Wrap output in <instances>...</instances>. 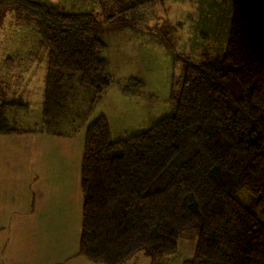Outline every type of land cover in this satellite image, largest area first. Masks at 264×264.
Here are the masks:
<instances>
[{"label":"trees","instance_id":"trees-1","mask_svg":"<svg viewBox=\"0 0 264 264\" xmlns=\"http://www.w3.org/2000/svg\"><path fill=\"white\" fill-rule=\"evenodd\" d=\"M60 3L0 0V10L12 6L38 26L47 49L44 116L70 117L76 94L79 104L88 101L85 121L112 83L101 54L107 41L93 13ZM232 7L225 48L184 67L175 113L117 139L104 113L87 122L80 252L88 258L120 264L142 251L171 255L180 233L200 224L193 256L181 264H264V0ZM4 114L0 108V133L26 131ZM240 188L252 205L237 197Z\"/></svg>","mask_w":264,"mask_h":264},{"label":"crops","instance_id":"crops-1","mask_svg":"<svg viewBox=\"0 0 264 264\" xmlns=\"http://www.w3.org/2000/svg\"><path fill=\"white\" fill-rule=\"evenodd\" d=\"M131 1L142 0H128V3ZM141 6L140 3L137 9ZM110 16L115 23L127 19L126 15ZM0 22V35L3 34L0 36V108L5 112L4 117L10 122L9 112L22 109L29 112L35 108L40 116L34 122L48 124L47 129L28 124L23 128L26 131L0 133V228L5 227L0 235L6 240L4 253L8 264H104L80 252L83 221L81 165L91 114L68 131L53 128L74 120L71 116L64 118L65 121H62L63 116L54 119L44 116L47 49L41 43L38 26L33 19H20L12 6L0 10ZM107 24L111 25L110 22ZM145 27L157 31L153 25ZM123 77L126 75L120 79ZM122 85L112 81L102 98L106 102L100 113L110 116L119 111L121 120L140 118L138 121H141L143 114L140 117L133 115L129 107L134 98L131 100L127 93L120 92ZM15 97L26 102V108L10 103ZM110 101L112 106L108 104ZM4 103L5 107L2 106ZM35 104L37 107H33ZM136 122L132 121L133 125ZM113 135L112 132L114 138ZM133 257L136 264L175 263L169 255H152L144 251L120 264H132Z\"/></svg>","mask_w":264,"mask_h":264},{"label":"rangeland","instance_id":"rangeland-1","mask_svg":"<svg viewBox=\"0 0 264 264\" xmlns=\"http://www.w3.org/2000/svg\"><path fill=\"white\" fill-rule=\"evenodd\" d=\"M140 3L143 6L138 10ZM59 7L73 12H90L96 16L99 35L107 40L101 54L109 61L108 71L113 77L112 81L123 83L120 92L127 93L131 100L134 98L129 107L133 115L140 117L143 114L141 121H138L140 118L132 120L130 117L131 121L121 120L119 111L110 116L105 114L109 123L113 124L111 131L116 139L143 131L161 117L175 113L183 84L184 67L190 61L201 60L206 53L216 54L225 48L233 12L232 0H142L131 1V4L128 0H63ZM110 15H126L127 19L115 23ZM102 19H107L111 25L106 23L101 27ZM12 23L8 24L7 30ZM125 23L132 28H127L128 24ZM147 25H153L157 31L146 28ZM167 41L171 42L168 44ZM124 75L126 77L120 79ZM110 97L116 104L111 94ZM79 102L80 97L75 94L67 109L69 114L73 113L71 118L75 120L56 125L54 129L68 131L76 122L81 121L80 113L87 109L88 101ZM105 102L102 100L97 104L91 118L101 112ZM113 102L108 104L112 106ZM106 109L111 110L108 107ZM8 116L12 124L22 129L28 124L48 128V124L34 122L40 116L35 108L29 112L25 109L13 110ZM132 121H137L136 125ZM236 195L243 203L253 204L247 189L240 188ZM259 215L264 220V215ZM199 228L200 224H195L180 233L178 250L169 255L174 259V264H181L184 258L193 256ZM4 230L5 227L0 228V233ZM5 245L6 240L0 235V264H8ZM136 263L133 257L132 264Z\"/></svg>","mask_w":264,"mask_h":264}]
</instances>
